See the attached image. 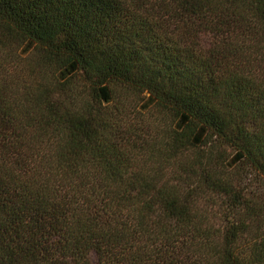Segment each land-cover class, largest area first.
I'll return each instance as SVG.
<instances>
[{
    "label": "trees",
    "instance_id": "16d2710c",
    "mask_svg": "<svg viewBox=\"0 0 264 264\" xmlns=\"http://www.w3.org/2000/svg\"><path fill=\"white\" fill-rule=\"evenodd\" d=\"M0 264H264V0H0Z\"/></svg>",
    "mask_w": 264,
    "mask_h": 264
}]
</instances>
